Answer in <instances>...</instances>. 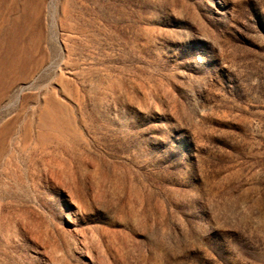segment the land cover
Wrapping results in <instances>:
<instances>
[{
  "label": "rangeland",
  "instance_id": "1",
  "mask_svg": "<svg viewBox=\"0 0 264 264\" xmlns=\"http://www.w3.org/2000/svg\"><path fill=\"white\" fill-rule=\"evenodd\" d=\"M0 264H264V0H0Z\"/></svg>",
  "mask_w": 264,
  "mask_h": 264
}]
</instances>
